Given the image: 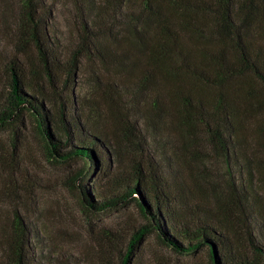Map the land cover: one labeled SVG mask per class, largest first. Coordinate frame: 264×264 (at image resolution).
I'll use <instances>...</instances> for the list:
<instances>
[{"label":"trees","instance_id":"1","mask_svg":"<svg viewBox=\"0 0 264 264\" xmlns=\"http://www.w3.org/2000/svg\"><path fill=\"white\" fill-rule=\"evenodd\" d=\"M44 1L16 0L14 46L25 63L7 64L0 128L29 117L52 161L79 162L67 184L84 210L137 207L146 224L118 264H132L151 234L176 255L206 253L208 264H264V0H75L82 18L67 55L49 35ZM83 59L125 76L100 79L99 101L77 108ZM142 127L176 131L175 154L192 160L162 169ZM210 155L239 186L218 193L204 169ZM112 157L125 164L108 174ZM96 170L103 182L87 184ZM30 236L16 213L0 226L2 264H29Z\"/></svg>","mask_w":264,"mask_h":264},{"label":"rangeland","instance_id":"2","mask_svg":"<svg viewBox=\"0 0 264 264\" xmlns=\"http://www.w3.org/2000/svg\"><path fill=\"white\" fill-rule=\"evenodd\" d=\"M44 2L50 15L49 35L55 39L61 55H67L76 46L82 13L75 0ZM16 14V0H0V93L4 95L8 91L7 64L18 56L14 46ZM18 59L25 63L21 56ZM124 76L83 59L73 89L76 107L87 100L99 101L103 86L100 79L106 81L112 77L120 83ZM142 128L148 154L162 169L180 166L178 156L182 164L192 160L181 148L175 154L174 149L181 143L176 131L173 134L168 129ZM208 156L207 153V159ZM209 158L204 169L216 183L218 193L225 194L232 186H239V176L218 157ZM124 164L112 157L108 174L122 170ZM79 165L77 161L62 164L52 161L29 117L14 126L0 128V226L7 230L15 213L24 220L31 234L29 264H112V261L118 264L117 252L124 251L134 230L146 224L133 203L98 213L84 210L78 189L67 184L71 171ZM183 169L192 179L194 170L190 172V166ZM94 175L87 184L103 182L105 177L98 170ZM197 181L207 188L204 180ZM3 252L0 246V264L4 262ZM107 259L112 261L106 262ZM132 264H208V259L204 252L194 256L176 255L151 234L138 246Z\"/></svg>","mask_w":264,"mask_h":264}]
</instances>
